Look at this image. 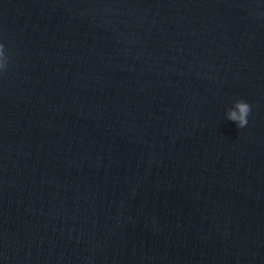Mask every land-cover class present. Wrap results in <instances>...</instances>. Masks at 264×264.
<instances>
[{
    "label": "water",
    "instance_id": "1",
    "mask_svg": "<svg viewBox=\"0 0 264 264\" xmlns=\"http://www.w3.org/2000/svg\"><path fill=\"white\" fill-rule=\"evenodd\" d=\"M0 42V264H264V0H0Z\"/></svg>",
    "mask_w": 264,
    "mask_h": 264
},
{
    "label": "clouds",
    "instance_id": "2",
    "mask_svg": "<svg viewBox=\"0 0 264 264\" xmlns=\"http://www.w3.org/2000/svg\"><path fill=\"white\" fill-rule=\"evenodd\" d=\"M10 57L6 52L3 42H0V75L7 72ZM251 113V105L242 99L235 101L234 106L227 111V119L236 123L238 128H244L248 124V116Z\"/></svg>",
    "mask_w": 264,
    "mask_h": 264
}]
</instances>
